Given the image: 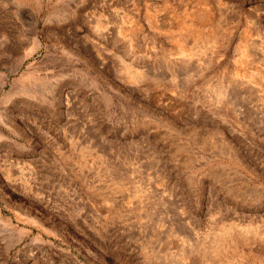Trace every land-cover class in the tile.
Listing matches in <instances>:
<instances>
[{
    "label": "rangeland",
    "instance_id": "374dc122",
    "mask_svg": "<svg viewBox=\"0 0 264 264\" xmlns=\"http://www.w3.org/2000/svg\"><path fill=\"white\" fill-rule=\"evenodd\" d=\"M0 264H264V0H0Z\"/></svg>",
    "mask_w": 264,
    "mask_h": 264
},
{
    "label": "bare ground",
    "instance_id": "6f19581e",
    "mask_svg": "<svg viewBox=\"0 0 264 264\" xmlns=\"http://www.w3.org/2000/svg\"><path fill=\"white\" fill-rule=\"evenodd\" d=\"M36 41H38V40H36ZM35 43H37V42H35ZM37 46V45H36ZM39 47V46H38ZM79 79H81L82 81H83V79H84V77H80ZM243 230H244V228H242ZM237 230V229H236ZM243 230H241V233L240 234H247L248 232L245 230V231H243ZM250 230V229H249ZM248 230V231H249ZM238 231V230H237ZM231 233H232V231H231ZM223 234H225L224 236H227V235H231L230 234V231H228V232H224ZM254 236H257V234L256 233H254ZM223 238H226V237H222V238H214L215 239V241H216V245H217V243H219ZM220 239V240H219ZM219 240V241H218ZM213 241V240H212ZM214 241V242H215ZM213 243V242H212ZM214 244V243H213ZM217 247V246H216ZM215 247V248H216Z\"/></svg>",
    "mask_w": 264,
    "mask_h": 264
}]
</instances>
